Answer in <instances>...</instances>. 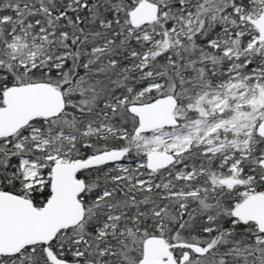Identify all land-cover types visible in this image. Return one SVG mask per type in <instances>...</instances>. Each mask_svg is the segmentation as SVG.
Masks as SVG:
<instances>
[{"label": "snow or ice", "instance_id": "6c2138e0", "mask_svg": "<svg viewBox=\"0 0 264 264\" xmlns=\"http://www.w3.org/2000/svg\"><path fill=\"white\" fill-rule=\"evenodd\" d=\"M0 264H264V0H0Z\"/></svg>", "mask_w": 264, "mask_h": 264}]
</instances>
